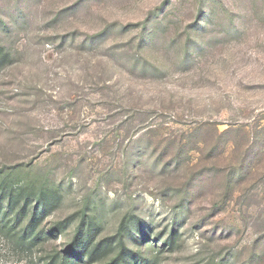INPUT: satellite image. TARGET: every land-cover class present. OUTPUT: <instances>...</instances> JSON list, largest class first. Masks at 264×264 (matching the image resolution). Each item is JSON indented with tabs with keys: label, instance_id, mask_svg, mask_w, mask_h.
<instances>
[{
	"label": "rangeland",
	"instance_id": "rangeland-1",
	"mask_svg": "<svg viewBox=\"0 0 264 264\" xmlns=\"http://www.w3.org/2000/svg\"><path fill=\"white\" fill-rule=\"evenodd\" d=\"M81 232L82 264H264V0H0V264Z\"/></svg>",
	"mask_w": 264,
	"mask_h": 264
},
{
	"label": "trees",
	"instance_id": "trees-1",
	"mask_svg": "<svg viewBox=\"0 0 264 264\" xmlns=\"http://www.w3.org/2000/svg\"><path fill=\"white\" fill-rule=\"evenodd\" d=\"M25 190H32L30 191L37 200L38 206L36 207V210L33 212L32 216L29 219V223L26 225L27 228H25V231H22L17 240H19V244L21 246H26V251L29 246L32 243H26L27 239L29 238L28 233L32 230L35 231L36 224L39 222V219L41 220L47 213V209L49 208V204L52 203V200L56 198V194H52V192H49L42 188H36L34 185H26L24 187H19L18 189H13L9 194L11 198L9 199V205L11 206V203H13V195L15 192H23ZM9 196V197H10ZM27 203V202H26ZM85 232H81L79 236L77 237V241L75 244H73V247H71L70 250H68L66 253L63 252H55L54 255L50 256L48 258V261L44 264H82L84 263V259L86 258L88 263H93L97 259L98 253H103V255H108L110 253V250L108 247H111V243L108 240L103 241L102 243L97 244L96 246H91L89 243H87V235L84 234ZM31 235V234H30ZM45 238H41L40 234H35L33 237V240L36 241H42ZM126 263V260L124 258H121L119 260V256L115 258L110 264H123Z\"/></svg>",
	"mask_w": 264,
	"mask_h": 264
}]
</instances>
